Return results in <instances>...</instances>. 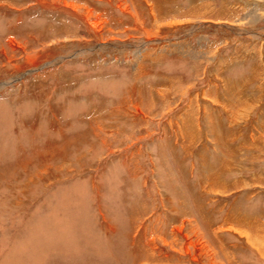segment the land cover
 <instances>
[{
    "label": "rangeland",
    "instance_id": "1",
    "mask_svg": "<svg viewBox=\"0 0 264 264\" xmlns=\"http://www.w3.org/2000/svg\"><path fill=\"white\" fill-rule=\"evenodd\" d=\"M0 264H264V0H0Z\"/></svg>",
    "mask_w": 264,
    "mask_h": 264
}]
</instances>
